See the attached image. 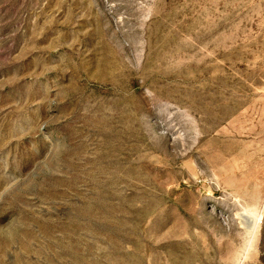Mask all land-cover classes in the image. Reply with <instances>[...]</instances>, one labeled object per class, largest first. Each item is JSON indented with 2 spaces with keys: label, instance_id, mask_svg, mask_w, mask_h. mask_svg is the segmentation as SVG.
Returning a JSON list of instances; mask_svg holds the SVG:
<instances>
[{
  "label": "rangeland",
  "instance_id": "rangeland-1",
  "mask_svg": "<svg viewBox=\"0 0 264 264\" xmlns=\"http://www.w3.org/2000/svg\"><path fill=\"white\" fill-rule=\"evenodd\" d=\"M0 264H264V0H0Z\"/></svg>",
  "mask_w": 264,
  "mask_h": 264
}]
</instances>
